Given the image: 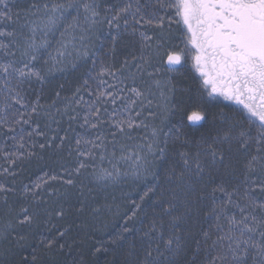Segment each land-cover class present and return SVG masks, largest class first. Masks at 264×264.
<instances>
[{
	"label": "snow or ice",
	"instance_id": "snow-or-ice-1",
	"mask_svg": "<svg viewBox=\"0 0 264 264\" xmlns=\"http://www.w3.org/2000/svg\"><path fill=\"white\" fill-rule=\"evenodd\" d=\"M12 2L0 0V138L13 149L0 169L13 178L0 183V264H264V0ZM120 44L132 51L117 66ZM186 61L199 77L192 108L168 75ZM82 65L70 96L44 101L51 75ZM221 100L240 107L228 114ZM185 121L207 128L191 139ZM73 124L83 131L70 137ZM37 146H67L75 163L17 192L15 166L42 160ZM129 182L144 183L138 200H108Z\"/></svg>",
	"mask_w": 264,
	"mask_h": 264
},
{
	"label": "trees",
	"instance_id": "trees-1",
	"mask_svg": "<svg viewBox=\"0 0 264 264\" xmlns=\"http://www.w3.org/2000/svg\"><path fill=\"white\" fill-rule=\"evenodd\" d=\"M29 1V0H28ZM28 6L27 0L25 3L21 4V6ZM23 6V7H24ZM54 43V41H53ZM132 51V48L130 45L126 46L125 44H120L117 46L114 62L119 66V64L123 61L125 57H128L130 55V52ZM90 65H82L78 69H73L66 72H56L53 75H51L46 84L44 85V92L45 95L43 97L44 101L50 102V100L54 97L55 91H60L62 96H70L72 92L74 91L75 87L82 82V79L85 78V71L87 67ZM174 83L177 84V86L182 87L183 89H188L187 92L181 93L179 95V100L181 97H183V102L185 103L186 107L192 108L194 107V101L196 97L194 98H186L185 96L196 93V76L193 77L191 74L188 73H181L180 75H177V78L174 79ZM61 85H63V88H61ZM36 90L40 89V85L35 86ZM34 94V93H33ZM196 96V95H195ZM190 99V100H189ZM223 107V110L227 112L228 114H231L234 110L227 109L226 107ZM216 111H219V109H216ZM41 123V130L45 132H50V129L45 126V122L43 120L40 121ZM171 124L176 123V119L173 118V120L170 122ZM183 129L187 133L188 138L191 139H198L201 132L205 131L207 128L206 122H202L200 125H189ZM69 122L67 118H65L62 123L59 125L60 127V135L64 134L65 130H68ZM191 126V127H190ZM75 129V124L72 126ZM83 131V129H81ZM79 131V130H78ZM76 131H69L68 134L70 137H75L80 132ZM175 131V130H174ZM47 137H45L46 139ZM4 139L6 138H0V169L4 167H8V162L4 158V154L6 152L12 151V144L9 141L7 144L4 143ZM34 139L39 140V138L34 137ZM27 147V144H26ZM35 151L43 156V159H37L32 158L30 160H21L18 161L17 165L15 166L16 170V177H15V183L14 187L17 189V192H19V189L27 184L31 185L33 182L37 181L40 177H43L46 173L49 175L57 174L59 175L62 172L61 165L63 164L65 167H72L75 163V157H69L67 155V146L65 149L60 152L55 150V148L52 149H45L42 153L39 147L37 146L35 148ZM7 180L9 183H12L13 178L12 177H6V176H0V183ZM151 178L147 181V183H151ZM144 183H140L138 185L133 186L130 182L125 183L122 185L115 186L113 188L107 189V196L108 200L111 202L113 197H115V202L125 204V202L122 200V193L127 196L130 194L131 199H137L139 195L143 193L144 190ZM64 186L60 184L59 182H51L48 185V189L51 191L52 189H60L63 191ZM75 192V190H72ZM43 195H46L45 193H42ZM77 194H71L69 196V203L76 204L77 203ZM93 196H96L97 199L103 203L104 200V193L100 192L99 190L93 191ZM13 200H16L17 203L19 201L17 200V197L14 195L12 196ZM63 200V197H61ZM145 209H151V201H146L144 205ZM73 217H69V221ZM59 226V225H58ZM115 226L113 225V230ZM40 231L45 237L53 236L56 232V229H52L51 231H44V226L41 225ZM98 236L103 235V233H98ZM101 264H103V258H101Z\"/></svg>",
	"mask_w": 264,
	"mask_h": 264
},
{
	"label": "rangeland",
	"instance_id": "rangeland-1",
	"mask_svg": "<svg viewBox=\"0 0 264 264\" xmlns=\"http://www.w3.org/2000/svg\"><path fill=\"white\" fill-rule=\"evenodd\" d=\"M25 2H26V0H13V2L10 4V6H12L14 10H22V9H25V8L29 7L30 4L33 2V0H29V1L27 0L28 6H24V5L21 6V4H23ZM36 2H39V0H36ZM172 31H173V35H174V41H173L172 47L175 48L176 51L180 52L184 48L183 44L180 42V35H181V32H182V27L180 25H177V24L174 23L172 25ZM105 35H106V33H105ZM166 58H167V55L165 53L163 55V59L166 60ZM180 65L181 66H179V67H177V66L174 67L175 65L174 66H171L174 69V71L168 73V75H171V76L174 77V79H176L177 78V75H180L182 72L183 73L184 72H187L188 73L189 70H192V66H191L190 61L183 62ZM165 67H168V66L165 64ZM84 74H85L84 76H86V71H85ZM190 74H191V76L195 77V75H193L192 73H190ZM176 86H177V84H176ZM177 89H178V91H177L176 97L174 99L176 101H179V98H178L179 95L181 93H184V92L183 91H180L181 89H183L182 87L177 86ZM185 97L186 98H190V97L191 98H194L196 96L193 95V94L189 95V93H188V96H185ZM85 99L88 100V99H90V97H88L85 94ZM185 123H187V121H185ZM75 129H76V131L79 130L78 132H82L81 128L77 127L76 125H75ZM138 131L140 132V135H143V130H138ZM117 152H119V149L118 148H117Z\"/></svg>",
	"mask_w": 264,
	"mask_h": 264
},
{
	"label": "flooded vegetation",
	"instance_id": "flooded-vegetation-1",
	"mask_svg": "<svg viewBox=\"0 0 264 264\" xmlns=\"http://www.w3.org/2000/svg\"><path fill=\"white\" fill-rule=\"evenodd\" d=\"M179 67V66H181V65H175L174 67ZM177 69V68H176ZM188 72H190V73H192L193 75H195L196 77H197V80H196V82H198V80H199V77H198V74L195 72V70L192 68V70H189ZM185 73H187V72H185ZM224 106V107H226L227 109H230V110H235V109H239V105H236V104H234V103H232V102H229V101H223V100H221V106Z\"/></svg>",
	"mask_w": 264,
	"mask_h": 264
},
{
	"label": "water",
	"instance_id": "water-1",
	"mask_svg": "<svg viewBox=\"0 0 264 264\" xmlns=\"http://www.w3.org/2000/svg\"><path fill=\"white\" fill-rule=\"evenodd\" d=\"M190 123V122H189ZM199 123H201V122H198V123H196V124H199ZM191 125H195V124H192V123H190Z\"/></svg>",
	"mask_w": 264,
	"mask_h": 264
},
{
	"label": "bare ground",
	"instance_id": "bare-ground-1",
	"mask_svg": "<svg viewBox=\"0 0 264 264\" xmlns=\"http://www.w3.org/2000/svg\"><path fill=\"white\" fill-rule=\"evenodd\" d=\"M191 127V126H190Z\"/></svg>",
	"mask_w": 264,
	"mask_h": 264
}]
</instances>
